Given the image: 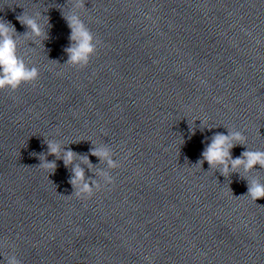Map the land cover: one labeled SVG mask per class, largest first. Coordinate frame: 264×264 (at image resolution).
<instances>
[{"label": "clouds", "instance_id": "1", "mask_svg": "<svg viewBox=\"0 0 264 264\" xmlns=\"http://www.w3.org/2000/svg\"><path fill=\"white\" fill-rule=\"evenodd\" d=\"M78 6H83L82 0ZM66 19L72 29L70 39L75 42V46L66 49L69 54L68 63L84 68L95 55L99 41L94 42L91 30L77 16H69ZM17 20L30 29L35 36L43 35L41 27L35 19L23 13L17 16ZM14 34L15 27L10 22L0 19V90L10 89L15 91L22 84L32 83L39 77V70L35 67H28L17 55V41L14 39ZM244 140L245 138L240 132L230 131L228 135L217 133L202 153L203 159L208 162L210 167L220 166L222 173L225 175L229 173L230 169L235 171L240 167H243L245 172L250 171L257 165L264 168V151H245L240 158L232 159L231 149L236 143H244ZM47 146L49 155L59 157L60 146L57 143L49 141ZM91 154L101 159H107L110 156L109 151L104 148H93ZM74 155L71 150L64 153L62 158L65 166L73 161ZM108 164L110 167H116L111 159H108ZM41 167L54 170L56 165L54 161H51L42 163ZM83 181V170L79 167H74L70 183L74 187L79 186L77 197L91 199L94 195L92 189L88 183H82ZM113 183L114 181L109 179L108 185ZM247 195L253 201L264 198V184L257 180H251ZM6 264H21V261L16 256H12L11 258H6Z\"/></svg>", "mask_w": 264, "mask_h": 264}]
</instances>
